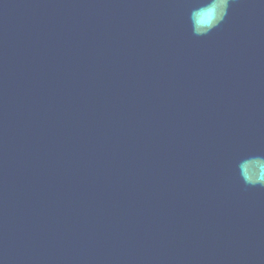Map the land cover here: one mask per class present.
<instances>
[{"label":"water","instance_id":"95a60500","mask_svg":"<svg viewBox=\"0 0 264 264\" xmlns=\"http://www.w3.org/2000/svg\"><path fill=\"white\" fill-rule=\"evenodd\" d=\"M211 3L0 0V264H264V0Z\"/></svg>","mask_w":264,"mask_h":264},{"label":"clouds","instance_id":"9594fccd","mask_svg":"<svg viewBox=\"0 0 264 264\" xmlns=\"http://www.w3.org/2000/svg\"><path fill=\"white\" fill-rule=\"evenodd\" d=\"M216 2L217 0H212L211 5H208L206 7H199L198 9L194 10V12L192 13L191 21L195 25L193 28L195 34L206 35L210 31H212L214 28H216L220 24V22L223 20L227 12L229 0H219L220 10L223 13V18H220V19L217 18V14L215 12ZM258 159H262V158H258ZM246 182L252 185H256V184L264 185V178H261V179H248L247 178Z\"/></svg>","mask_w":264,"mask_h":264}]
</instances>
